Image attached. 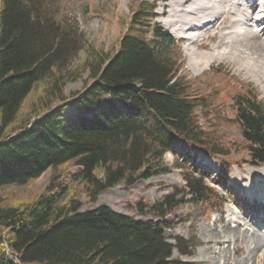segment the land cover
I'll return each mask as SVG.
<instances>
[{"label": "trees", "instance_id": "obj_1", "mask_svg": "<svg viewBox=\"0 0 264 264\" xmlns=\"http://www.w3.org/2000/svg\"><path fill=\"white\" fill-rule=\"evenodd\" d=\"M0 7V188L32 185L52 169L37 197L11 205L0 198V264H196L173 256L175 250L190 254L197 243L184 238L171 243L166 217L184 198L205 211L224 204L204 176L187 174L184 189L152 205L158 222L107 205L82 210V191L96 201L119 184L167 173L165 155L179 139L224 163L215 180L219 185L239 164L230 149L206 137L197 111H209L208 97L193 91L175 38L154 22L157 3L138 0L117 49L90 44L84 88L71 102L39 93L30 113L38 117L28 122L21 108L67 57L69 34L51 12V0H0ZM74 77L58 79L61 85L49 94H62ZM233 96L232 121L251 157L244 163L261 166L264 101L251 84ZM72 104L77 113L65 117ZM72 165L74 182L66 184L61 176L70 174ZM4 237L19 262L7 255Z\"/></svg>", "mask_w": 264, "mask_h": 264}, {"label": "rangeland", "instance_id": "obj_2", "mask_svg": "<svg viewBox=\"0 0 264 264\" xmlns=\"http://www.w3.org/2000/svg\"><path fill=\"white\" fill-rule=\"evenodd\" d=\"M157 1L158 17L155 21L167 32L173 33L174 27L166 25V19L171 12L167 4ZM137 2L138 0H51V12L61 21L69 34L67 45L70 49L67 57L56 68V72L51 73V80L47 79L40 83L21 108V116L27 117V122L29 119L33 121L38 117V112L30 113L39 93L47 94L52 99L57 98L59 102L63 98L71 102L72 94L84 88L87 71H84L83 65L92 52L89 51L88 55L87 48L90 44H94L97 47L104 46V50L108 52H111L113 48L117 49L121 37L127 30L126 22ZM187 4L188 0L185 5ZM172 35L175 36V45L179 46L182 52L185 62L184 72L194 81L193 91L208 97L209 111L205 112L201 108L197 111V119L206 131V137L230 149L233 153V162H239V164L236 163L233 166L224 185H219L213 179L218 177L217 168L219 174L224 171V163L204 153L200 148L179 140L173 150L165 156V161L170 168L167 173L140 180L132 186L119 184L104 190L96 201L89 200L87 194L82 191V210L107 205L119 213L136 219L158 222L161 219L151 206L164 201L166 196L177 190L184 189L187 174L199 178L204 176L205 184L215 190V194L222 198L224 204L221 207L215 204L216 207L213 205L205 211L184 198L183 203L167 211L166 221L170 226L165 230V236L173 243L174 238H184L197 243L190 254L182 256L178 250H175L173 256L196 264H238V262L264 264V257L261 256L264 244L253 252L250 251L248 244L252 242L255 234H260L264 230V202H254L259 200L256 193L264 191L262 190L264 181L260 176L264 163L262 167L244 163V160L251 161V157L244 149L239 126L232 121L235 116L233 95L240 89H247V86L251 84L257 90L258 97L264 101V82L260 78L253 77L255 75L248 70L237 67L228 56L219 55L215 59L210 58L211 61L207 58L206 63L196 66L197 68L192 66L190 53L193 51L210 57L217 53L215 50L224 52L225 47L218 48L217 41L206 40L211 47L204 49L200 48L198 43L190 45L178 33ZM70 76H75L74 80L65 83L62 94L60 90H56V94L54 92L49 94V90L53 89L55 84L61 85V80L55 83L58 79ZM58 101L54 102L53 106L58 105ZM76 113L77 105L72 104L66 108L64 116L71 118ZM76 170L77 166L72 165L70 174L61 176V180H64L66 184H72L74 180L71 175ZM51 178L52 169H49L32 185H9L0 188L2 204L24 203L31 197H37L46 190ZM260 224L261 227H258L257 225ZM246 229H249L248 232H244ZM217 230L221 234V239H218L220 244H217L213 237ZM6 242L5 237L3 246H6ZM235 244L240 245L238 253L234 250Z\"/></svg>", "mask_w": 264, "mask_h": 264}, {"label": "bare ground", "instance_id": "obj_3", "mask_svg": "<svg viewBox=\"0 0 264 264\" xmlns=\"http://www.w3.org/2000/svg\"><path fill=\"white\" fill-rule=\"evenodd\" d=\"M186 1L166 2L171 12L166 19V25H172L174 27L172 32L182 35L190 45L198 43L200 48L209 49L211 46L206 40H211L217 41L218 48L225 47L224 52L215 50L217 53L210 57L193 51L190 53L192 66L206 63L207 58L211 61L210 58L215 59L219 55L228 56L237 67L248 70L255 75L253 77L264 82V0H188V4L185 5ZM260 176L264 181V167L260 170ZM256 194L259 200L254 202H264V191H258ZM257 226L261 227V224ZM247 230L249 229L244 232H248ZM218 231L213 237L216 243L220 244L218 239L221 234ZM255 235L252 237L253 240L251 239L252 242L248 243L251 252L264 244V230ZM234 250L238 253L240 245L235 244ZM261 256L264 257V251Z\"/></svg>", "mask_w": 264, "mask_h": 264}]
</instances>
